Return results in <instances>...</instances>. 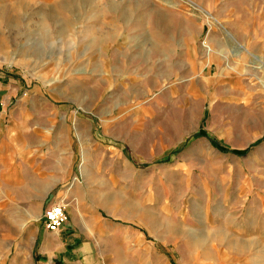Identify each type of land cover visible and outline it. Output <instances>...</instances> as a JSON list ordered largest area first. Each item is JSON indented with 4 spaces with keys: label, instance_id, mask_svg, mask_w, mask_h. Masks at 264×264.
<instances>
[{
    "label": "rangeland",
    "instance_id": "1",
    "mask_svg": "<svg viewBox=\"0 0 264 264\" xmlns=\"http://www.w3.org/2000/svg\"><path fill=\"white\" fill-rule=\"evenodd\" d=\"M0 264H264V0H0Z\"/></svg>",
    "mask_w": 264,
    "mask_h": 264
},
{
    "label": "built area",
    "instance_id": "2",
    "mask_svg": "<svg viewBox=\"0 0 264 264\" xmlns=\"http://www.w3.org/2000/svg\"><path fill=\"white\" fill-rule=\"evenodd\" d=\"M45 226L51 231L55 232L62 227L66 221V214L63 204H54L49 207L44 215Z\"/></svg>",
    "mask_w": 264,
    "mask_h": 264
},
{
    "label": "crops",
    "instance_id": "3",
    "mask_svg": "<svg viewBox=\"0 0 264 264\" xmlns=\"http://www.w3.org/2000/svg\"><path fill=\"white\" fill-rule=\"evenodd\" d=\"M31 184L27 186L23 193V198L32 199L34 197V179H31ZM58 231L47 233L42 240V249L45 251V254L50 255L54 253V245L60 243Z\"/></svg>",
    "mask_w": 264,
    "mask_h": 264
},
{
    "label": "bare ground",
    "instance_id": "4",
    "mask_svg": "<svg viewBox=\"0 0 264 264\" xmlns=\"http://www.w3.org/2000/svg\"><path fill=\"white\" fill-rule=\"evenodd\" d=\"M221 209H222V208H221V207H219V208H218V211H219V210H221Z\"/></svg>",
    "mask_w": 264,
    "mask_h": 264
}]
</instances>
